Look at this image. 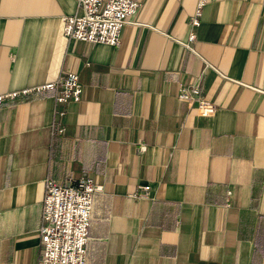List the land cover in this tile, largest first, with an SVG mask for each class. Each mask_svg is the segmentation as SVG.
<instances>
[{
  "label": "crops",
  "instance_id": "crops-1",
  "mask_svg": "<svg viewBox=\"0 0 264 264\" xmlns=\"http://www.w3.org/2000/svg\"><path fill=\"white\" fill-rule=\"evenodd\" d=\"M133 1L111 47L63 37L73 0H0V94L82 87L0 106V264L39 263L47 177L103 189L87 264H264V0ZM203 71L209 118L177 99Z\"/></svg>",
  "mask_w": 264,
  "mask_h": 264
},
{
  "label": "built area",
  "instance_id": "built-area-1",
  "mask_svg": "<svg viewBox=\"0 0 264 264\" xmlns=\"http://www.w3.org/2000/svg\"><path fill=\"white\" fill-rule=\"evenodd\" d=\"M73 1L82 13L62 17L63 37L111 47L119 46L123 27L139 9V3L133 0ZM199 16L198 8L188 22L191 31L184 46L190 50L196 39L194 29L200 25ZM208 67L206 64L205 69ZM204 72L199 75L197 82L180 86L177 99L188 108H194L200 117L209 118L215 115L217 107L204 97L200 84ZM42 93L51 94L57 104L76 103L81 98L82 87L77 73L69 72L51 82L0 94V106L17 100H27ZM63 131V128H54L52 136L58 137ZM138 150L144 151L145 147L139 146ZM44 189L39 229L41 256L38 264H87L91 212L102 187L85 177L68 186H61L53 178L47 177ZM148 192V186H141L132 197L147 198Z\"/></svg>",
  "mask_w": 264,
  "mask_h": 264
}]
</instances>
